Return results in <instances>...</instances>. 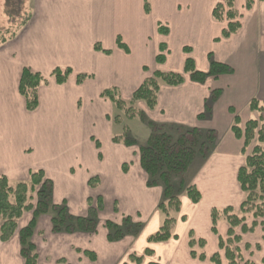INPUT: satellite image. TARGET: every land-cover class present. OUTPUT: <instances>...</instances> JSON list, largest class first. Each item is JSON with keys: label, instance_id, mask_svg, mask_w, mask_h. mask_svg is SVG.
<instances>
[{"label": "crops", "instance_id": "crops-1", "mask_svg": "<svg viewBox=\"0 0 264 264\" xmlns=\"http://www.w3.org/2000/svg\"><path fill=\"white\" fill-rule=\"evenodd\" d=\"M247 1H251L249 9ZM222 2L25 0V20L0 42V176L18 183L27 181L30 171L42 170L53 182V203L65 202L73 217L87 215L89 199L102 197L104 202L92 234L54 233L51 217L39 216L31 236L38 264H124L130 255L143 256L146 249L153 254L143 256L141 264H213L210 258L214 254L220 256V264H226L218 242L226 239L228 225L218 220L213 234L211 212L227 207L237 212L244 199L237 172L251 151L241 152L242 141L234 137L231 127L235 116L241 127L258 118L249 104L253 99L264 102V0H234L239 29L227 39L219 38L228 21L212 16ZM158 26L167 34L159 33ZM117 38L128 52L117 46ZM95 45L109 54L96 51ZM161 46L166 48L165 61L157 64ZM209 56L230 66L233 73L209 78L204 84L190 81L183 73L185 59L190 57L198 71L207 72ZM24 68L47 79L37 91L38 107L33 112L26 110L18 91ZM57 68L71 70L63 85L51 77ZM154 72L184 74L185 80L176 87L161 84L153 110L141 102L145 117L161 126L215 134L212 152L197 162L198 169L189 176L188 184L197 188L200 201L193 204L181 197L173 226L176 238L164 243L147 242L163 221L157 211L162 189L146 186L148 177L140 167L137 147L113 142L122 127L110 120L117 113L113 104L100 96L102 91L116 88L128 102ZM79 75L87 78L77 83ZM214 90L219 97L210 115L198 119ZM140 125L137 129L148 139L150 129ZM123 164H128L126 172ZM92 165L100 168L90 171ZM93 176L99 177L100 184L91 189L88 180ZM123 217L143 223V230L136 238L109 242L105 222L120 225ZM31 219L32 212H25L13 237L0 241V264H24L18 232ZM261 222L264 220H257L251 232L243 233L241 227L234 230L241 239L235 247L240 250L242 264H264ZM190 236L195 241L193 251L197 256L204 254V260L191 256Z\"/></svg>", "mask_w": 264, "mask_h": 264}, {"label": "trees", "instance_id": "trees-1", "mask_svg": "<svg viewBox=\"0 0 264 264\" xmlns=\"http://www.w3.org/2000/svg\"><path fill=\"white\" fill-rule=\"evenodd\" d=\"M251 1H247L246 8L249 9ZM148 13V6L145 5ZM213 19L217 21H228L227 27L222 30L219 39H227L239 29L238 13L234 9V0H223L212 12ZM158 32L167 34L161 26ZM219 39H215L218 41ZM116 44L119 48L128 52L127 48L117 38ZM96 51H102L98 45L94 46ZM165 46H161L155 61L162 64L165 61ZM185 53H190L185 48ZM109 54L108 51H102ZM183 73L187 74L190 81L204 84L207 79H216L223 75H231L233 70L230 66L215 62L209 56V70L207 72L198 71L194 61L187 57L184 61ZM71 70L55 69L51 77L55 79L57 85H63ZM184 74L154 72L147 78L141 86L132 94L128 103L122 100L116 88L107 89L101 92V98L109 100L117 110L112 122L122 125L123 122L118 113H123L127 120L139 118L146 122L151 133L146 143L139 146L130 136L127 126L122 125V133L113 137L114 143H121L126 147H137L139 163L141 169L147 175L146 186L160 187L162 189L161 201L157 205V211L163 216L159 230L147 239L148 243H164L176 236L173 233V226L180 211L181 197L185 196L191 203L197 204L200 201V193L194 185L186 183L185 174L189 167L198 158L206 160L210 155V147L215 142L213 131H202L196 128L187 129L179 126H161L147 121L143 112L132 108L137 102H143L148 110H153L157 104V95L160 85L176 87L184 83ZM87 76L79 75L77 83H81ZM47 84V79L38 73L24 68L19 80L18 91L25 100V108L28 112H33L38 107L37 91L39 87ZM219 97V92L214 90L205 101L204 113L198 119L207 117L215 101ZM249 110L259 114L258 118L246 121L243 126H239L240 119L234 117L231 132L237 140L242 141L241 152L252 146L251 153L246 156L245 164L238 169L237 183L244 199L237 210L227 207L223 210L213 209L211 212V231L217 233V222L222 215L228 225L226 239L219 238L218 247L223 251L226 264H242L240 250L235 247L241 239L235 235V229L241 227L243 233L251 232L257 226V220H264V102L252 100ZM174 134L178 138L174 139ZM212 149V147H211ZM199 160V161H200ZM128 164H123V172H126ZM99 179L88 181L90 187L94 186ZM99 183V182H98ZM53 182L47 178L42 170L30 171L28 180L12 185L5 176H0V241L8 242L17 231V222L25 212H32V219L29 224L19 230L20 256L24 264H38V256L35 246L31 242L36 219L41 215L51 217L52 231L54 233H88L92 234L97 228V216L102 209L99 204L100 198L88 201V210L85 217H73L69 214L65 202L55 205L52 201ZM34 203V204H33ZM252 219L251 228H247L245 222ZM184 220V218H182ZM264 232V223L261 222ZM109 242H116L124 237L131 236L136 238L143 230L144 224L133 222L129 217H123L120 225L112 222H105ZM189 248L191 256L204 260V254L196 255L193 251L195 241L189 237ZM199 247H203V242L199 241ZM151 250L146 249L143 256H151ZM143 256L136 257L130 255L128 263L141 264ZM213 264H220V256L214 254L210 258ZM124 263V264H128ZM148 264H157L149 262ZM243 264H251L245 262Z\"/></svg>", "mask_w": 264, "mask_h": 264}, {"label": "rangeland", "instance_id": "rangeland-1", "mask_svg": "<svg viewBox=\"0 0 264 264\" xmlns=\"http://www.w3.org/2000/svg\"><path fill=\"white\" fill-rule=\"evenodd\" d=\"M24 2H25V0H0V23L1 22H3V25L1 26L0 25V42L2 41V40H4V39H6V38H8L9 37V35H11L12 33H13V31L15 30V25L16 24H18V25H20L22 22L21 21H24L25 20V16H26V9L24 8ZM130 101V100H129ZM128 101V102H129ZM128 102H126V103H128ZM140 104H143V103H138V104H134V106L132 107V108H134V109H137V110H139V111H143L144 110V108H145V105H144V107H143V105L141 106ZM146 109V108H145ZM119 114V116L121 117V120H122V122H123V124L122 125H125V126H129V128L128 129H131L132 131H133V133H134V136L133 135H131V133H130V136L135 140V141H137V143H138V145L139 146H142L143 145V143H144V141H146V139H145V137H144V134H143V132H141V131H139L138 129H137V127H141V123H143V125H145V127H148L147 126V124H146V122H144V121H141L139 118H135L134 120L135 121H133V122H129L124 116H123V113H118ZM144 114V113H143ZM116 114H114V115H112L111 117H110V120L112 121L113 120V118H114V116H115ZM145 115V114H144ZM243 119H246V117L244 116V114L241 116ZM146 118V117H145ZM146 120L147 121H150V120H148L147 118H146ZM141 122V123H140ZM122 125H120L121 127H122ZM127 126V127H128ZM149 128V127H148ZM138 130V131H137ZM130 131V130H129ZM150 133H151V131H150ZM174 139H176V138H178V135H176V134H174ZM146 143V142H145ZM213 144H212V149H213ZM211 147H210V151L212 152V149H211ZM263 147H264V144H263ZM249 149V151H251L252 150V146L251 147H249L248 148ZM32 151H35V150H33L32 149ZM34 153V152H33ZM32 153V154H33ZM200 159H196L194 162H193V164L189 167V169H188V171H187V173L185 174V179H186V183H188L189 182V176L192 174V172H194V171H196L198 168V161H199ZM202 162V160H200V162L199 163H201ZM94 168H100V166L99 167H97L96 165H92V166H89V169H90V171L92 170V169H94ZM91 178H93V180H96V179H99V177L98 176H93V177H91ZM90 178V179H91ZM89 179V180H90ZM88 180V181H89ZM98 182H100V181H98ZM94 183V186L93 187H90L89 186V184H88V186L91 188V189H94V188H97L98 186H99V184L100 183ZM11 184L12 185H14V184H16V183H13V182H11ZM100 198V205L102 206V209H103V206H104V202H103V198L102 197H99ZM34 204V203H33ZM96 204V201L95 200H93V205H95ZM102 209H100V211L102 210ZM237 213V212H236ZM219 220L220 221H223V220H225L224 219V216H220L219 217ZM251 220L252 219H249V220H247L246 222H248V224L251 226ZM247 225V224H246Z\"/></svg>", "mask_w": 264, "mask_h": 264}]
</instances>
